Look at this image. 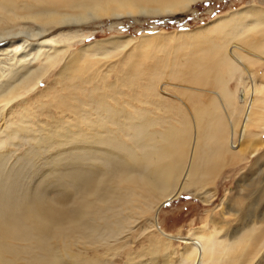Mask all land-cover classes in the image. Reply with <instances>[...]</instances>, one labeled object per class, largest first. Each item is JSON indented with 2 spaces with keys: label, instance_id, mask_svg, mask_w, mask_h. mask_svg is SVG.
Segmentation results:
<instances>
[{
  "label": "bare ground",
  "instance_id": "obj_1",
  "mask_svg": "<svg viewBox=\"0 0 264 264\" xmlns=\"http://www.w3.org/2000/svg\"><path fill=\"white\" fill-rule=\"evenodd\" d=\"M30 1L27 4L0 0V264H63L60 253L65 254L74 241L96 244L115 239L120 227L139 206H149L157 213L189 187L201 185L202 188L207 178L217 175L220 163L229 166L245 153L264 145L258 136L248 140L249 133L245 134V143L243 139L238 143L234 126L237 123L231 122L228 128L224 120L228 116L220 112L222 109L225 113V104L213 97L203 106L193 102L195 113L191 118L195 121L191 126L184 118L181 128L174 126L171 119L168 122L160 116L163 110L159 102H142L141 107L118 100L108 103V98L101 93L92 101L88 97L90 102H86V106L91 112L84 108L83 99L78 101L77 97L69 101L56 99L54 108L58 115L55 117L45 115L47 112L40 109V114L47 117L45 121L33 110L39 108H33V112L27 108L23 113L10 112L7 106L14 102L19 91L34 90L47 73V66L62 52L59 45L48 38L53 30L77 25L90 16L116 20L132 15L174 16L207 0ZM249 20H254L249 22L253 26L264 27V10L240 9L217 16L208 25L186 30L178 37L202 38L205 42L204 35ZM17 21L32 23L35 29L9 26ZM220 59L221 64H226L222 60L227 62L228 58ZM207 60L209 58L205 62ZM232 60L225 68L229 65L236 69ZM198 62L197 67L192 65L195 67L192 70L204 69ZM233 68L229 69L231 73ZM224 91L220 93L224 94L222 98L226 97V103L231 102L232 95L226 96ZM241 101L248 107L244 111L246 122L241 123L264 132V85L245 92ZM145 105L154 108H143ZM9 113H15V119H8ZM226 126L231 131L228 146L222 134ZM21 144H25L27 150L19 157L16 153ZM10 148L13 150L9 151ZM227 153L230 157L221 162ZM11 156L15 157V162L8 165L7 158ZM35 168H41L40 171L45 168L46 172L39 171L43 173L42 178L33 182L30 176L39 173ZM196 195L208 203L202 191ZM156 229L171 240L170 235H163L157 226ZM258 229L264 233L263 224L252 226L243 238L232 242L217 239L219 231H207L206 226L191 230L182 240L186 246L179 256V264H238L244 259L242 264H251L249 255L243 252L249 248L252 255L263 248L264 235L252 238L253 231ZM253 242L257 248L250 246ZM197 248L201 251L200 262Z\"/></svg>",
  "mask_w": 264,
  "mask_h": 264
},
{
  "label": "rangeland",
  "instance_id": "obj_2",
  "mask_svg": "<svg viewBox=\"0 0 264 264\" xmlns=\"http://www.w3.org/2000/svg\"><path fill=\"white\" fill-rule=\"evenodd\" d=\"M14 1L31 3L30 0ZM248 8L264 10V0H207L193 5L187 12L165 17L132 15L116 20L107 16L101 18L90 16L86 19L87 22L83 20L77 25L53 30L48 38L55 41L63 53H59L56 60L47 66V73L34 90H20L18 100L16 98L15 103L12 102L7 107L10 112H22L25 108L28 111H37L40 120L45 121L47 118L45 115L54 117L58 115L54 108L58 98V101L62 98L68 101L72 98H78V101L83 99L84 108H87L86 102L102 94L105 99L108 98L106 99L108 103L118 100L141 107L142 102H159L163 110L160 116L168 122L172 120L174 126L181 128L184 118L191 126L195 121L191 118L195 113L192 109L193 102L203 106L209 102L210 97H213L215 100L218 99L219 103L225 104V113L222 109L220 112L227 114L228 117H225L227 120H224L228 122L225 123L228 124V128L232 123H237L234 126L237 127L235 133L238 137L235 139H238V143L242 139L245 143V139L249 140L252 136H258L263 142L264 132L253 126L244 127L241 123L246 122L244 111L248 108L241 99L245 92L250 93L256 85H264V27L257 26L258 24L253 26L251 23L254 20H249L247 23L242 21L245 23L239 22L233 24L234 27L232 25L223 29V34L219 31L204 35L202 37L206 39L205 42L202 38L200 40L191 37L190 40V37H178L181 32L208 25L217 16H225ZM9 26L35 29V26L28 22L17 21ZM237 28L243 31L240 32ZM235 32L238 33V37ZM209 52L212 54H208ZM205 53L208 55L205 56ZM207 58L210 61L205 62ZM220 58H228L227 62L225 59L222 60V63L226 64H221ZM200 59L201 67L203 66L204 69L192 70L194 67L192 65L196 64L197 67L196 62ZM229 60L234 61L232 66L236 69L229 65L228 69L225 68L224 65L232 64ZM38 63L39 60L36 64ZM218 63L223 66L216 67ZM230 68L234 69L233 73L229 71ZM223 88L228 94L226 96L232 95L230 97L233 100L231 102L228 100L230 103L227 101L231 107H227L229 105L225 102L226 97L224 100L222 98L224 94H220ZM74 91L76 95H71ZM210 91L216 94L212 95ZM89 96L91 99L88 98ZM42 108L44 113L47 112L45 115L40 114ZM88 110L91 112L89 108ZM14 114H7V118L15 119ZM228 128L221 132L227 140L226 146L231 132ZM247 133L250 135L246 138ZM24 145L21 144L17 149V156H24L23 153L27 150V146ZM256 150L245 153L229 166L226 163V166L223 163L222 166L218 162L220 167L217 175L211 179L207 178L202 188L201 185L189 187L176 200L162 206L157 213L151 211L149 206H139L120 227V233L115 239L96 244H89L90 242L85 240L74 241L70 244L71 247L67 248L66 255L60 253L63 256L61 262L63 264H179V256L186 246L182 243L183 238L187 237L188 233L199 230L200 227L206 226L207 231L213 229L219 231L217 239L232 242L238 237L243 238L245 232L252 226H262V224L264 226V145L258 146ZM228 155L225 154L221 162L229 158ZM11 158H7L8 165L15 162V157L11 156ZM37 170L35 171H40ZM44 170L46 169L40 172L45 173ZM40 172L38 175L34 173L36 177L34 174V177L30 176L34 179L33 182L39 181V177L42 178L43 173ZM29 180L26 179L28 182ZM43 185L44 183L39 185L41 189ZM200 191L205 194L204 200L208 203L198 198L196 194ZM156 226L163 235H170L174 239H166L159 234ZM259 229L253 231L252 238L264 235ZM254 243L250 246L257 248ZM263 244V248L257 253L249 254L251 251L249 248L244 251L245 253L243 252L249 255L248 260L251 264H264ZM198 250V262H200L201 251ZM243 261L237 263L242 264Z\"/></svg>",
  "mask_w": 264,
  "mask_h": 264
}]
</instances>
